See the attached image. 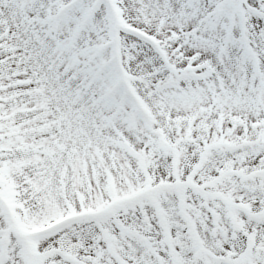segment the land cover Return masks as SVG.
Instances as JSON below:
<instances>
[{
    "label": "snow or ice",
    "instance_id": "obj_1",
    "mask_svg": "<svg viewBox=\"0 0 264 264\" xmlns=\"http://www.w3.org/2000/svg\"><path fill=\"white\" fill-rule=\"evenodd\" d=\"M0 264H264V0H0Z\"/></svg>",
    "mask_w": 264,
    "mask_h": 264
}]
</instances>
